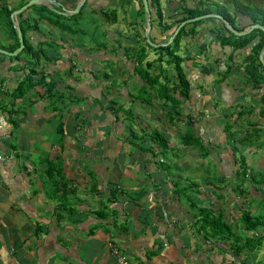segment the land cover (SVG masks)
Segmentation results:
<instances>
[{
    "label": "crops",
    "instance_id": "1",
    "mask_svg": "<svg viewBox=\"0 0 264 264\" xmlns=\"http://www.w3.org/2000/svg\"><path fill=\"white\" fill-rule=\"evenodd\" d=\"M4 1L11 8L22 0ZM80 1L51 0L33 3L44 9L23 10L26 23L36 22L33 30L21 25L23 36L43 58L34 80L54 82L50 91L41 81L11 97L35 59L0 53V264H121L108 243L125 264H236L229 241L198 227V209L220 214L240 241L251 232L241 229L239 214L264 217L263 90L242 67L258 35L233 48L220 43L218 36L228 34L219 24L195 25L177 51L190 84L188 97L181 100L170 91V101L141 77L137 54L130 52L144 36L145 22L132 20L134 14L141 17V1L83 0L79 18L99 20V29L60 30L53 10H72ZM198 1L158 0L166 22L181 6ZM202 1L211 8L223 4L233 15L232 0ZM236 1L264 10V0ZM108 7L123 13L110 25L100 15ZM148 9L151 18L154 9ZM235 14L237 31L252 29L246 15ZM9 20L18 24L16 14ZM8 26L0 14L5 51L13 43ZM154 27L152 22L149 42L166 43L171 29ZM144 52L143 62L155 58L145 46ZM166 67L155 62L150 71L171 85L175 73L169 63ZM187 136L196 143H184ZM241 160L252 171L240 175ZM200 161L213 164L216 174L197 171ZM257 234V250H242L248 264H264V233Z\"/></svg>",
    "mask_w": 264,
    "mask_h": 264
},
{
    "label": "trees",
    "instance_id": "2",
    "mask_svg": "<svg viewBox=\"0 0 264 264\" xmlns=\"http://www.w3.org/2000/svg\"><path fill=\"white\" fill-rule=\"evenodd\" d=\"M27 0H22L19 2L16 6L7 8L5 1L1 0L0 5V14L4 16L7 19L8 22V32L10 33V37L13 40L12 45L6 46L5 48L8 49V51L14 50L18 46V39L16 36V32L11 25V22L9 20V13L15 9L18 8L20 5H22ZM233 5V15H230L227 8L223 4H216L214 8H211L205 1L199 0L197 3H195L192 7H187L185 5L181 6L179 9H177V16L170 22H166V24H163L164 30H169L170 36L174 30V28L183 20L193 18L195 16L208 14L212 12H216L217 14L221 15L235 30H240L239 27L235 26L234 20L236 15L235 13H241L242 15H246L248 19L250 20V25L253 24H259L264 28V10L260 9L259 7L255 5H243L236 0H232ZM36 4H32L29 6V8L35 7ZM147 5H150L154 9V15L158 23L161 22V19L164 18L162 16V13L160 11V6L158 0H147ZM38 9H44L45 7L43 5H36ZM24 12V11H23ZM23 12L16 14V19L18 21V27L21 31L22 39H23V47L19 52H17L15 55L10 56L13 58H17L20 56V54L26 53L28 57H34L35 61H31V64L28 65L27 72L20 81L16 88L11 92V97H21L24 93V90L35 82H41L43 83V78H39L37 80H34V76L36 75V71L34 69L35 65L38 63V53L40 52L39 49L33 50L32 46L28 43L26 38L23 36V29L22 24L26 23L27 18L26 16H23ZM143 13V9L141 8V12ZM56 19H54L53 23L56 24L60 30L66 31H79L82 30L81 27H76L78 22L77 19L79 16H81V10L79 9L76 13H72L69 15H62V14H53ZM100 15L103 17L104 21L108 24H113L116 22V14L114 11V8L108 7L103 8L100 10ZM43 17V16H39ZM214 18V17H213ZM73 19L72 25L64 22V20ZM208 19H211L209 16L189 21L184 23L177 32L173 35L171 40L165 44V45H148L146 42L145 44L148 45L149 49H151L157 57L153 60L144 61V58L146 56V53L144 52V46L140 44L136 58V65L135 68L137 72L141 75V77L148 82L150 85H154L156 89V93L159 96H165L166 99L173 101V97L171 96V93H168L170 91H175L179 98L181 100H184L188 97V93L190 90V84L188 79L186 78V75L180 66V62H182L183 58H181L177 51L179 50L178 42L180 40V37L182 35H188L194 33V26L207 21ZM143 18L140 20L143 23ZM154 20V17L150 18L149 15V22L150 25L152 24V21ZM49 21V20H48ZM70 21V20H69ZM220 22V21H218ZM35 20H31V23L27 22V27L31 28L32 30L36 28ZM190 25L186 28L187 25ZM220 27L225 30L228 35L226 36H218V39L220 40V43L222 44H228L229 42L232 43L233 48H240L244 45H246L248 42H250L255 35H258L257 41L252 44L249 53L244 57L243 62V70L246 74L247 78L252 82L253 86L255 87H261V101L264 102V66L260 63L258 59V53L261 50L263 44H264V31L258 28H252L247 33L243 35L235 36L233 35L221 22ZM74 26V28H73ZM167 36V37H168ZM229 37L232 38V41H229ZM144 36H141L139 39L140 41L144 42ZM166 41V40H164ZM38 50V51H37ZM167 56L168 59L166 60L167 63H171V65L174 68V71L176 73V82L172 83L171 85L161 83L158 81L157 77L153 75L149 70L151 65H153L155 62L160 61L162 59V56ZM142 63V64H141ZM229 69V66L226 67L225 71ZM47 85L48 91H50V88H53L54 82L48 81L46 83H43ZM179 99V101H180ZM177 102V101H176ZM195 138H190L187 136V138L184 140V143L186 144H195L196 143ZM244 164L243 160L240 161V165ZM240 170V169H239ZM245 171L242 169L240 170V175L244 174ZM264 178V177H263ZM199 219H198V227L204 232V235H208L210 237L217 238L218 240L223 241H229V249L230 254L232 257V261L236 262V264H248V259L246 256L244 258L240 257V252L242 250H246L248 254H252L260 245L261 242V236H257L258 231H261L264 233V217L261 215H252L249 211H242L239 214V217L237 219V222L239 223V226L243 231L251 232L250 236H244L243 239L240 241L237 237V231L234 229V225L230 224L228 221L223 219V217L218 213H213L212 210L209 207L203 206L198 209Z\"/></svg>",
    "mask_w": 264,
    "mask_h": 264
},
{
    "label": "rangeland",
    "instance_id": "3",
    "mask_svg": "<svg viewBox=\"0 0 264 264\" xmlns=\"http://www.w3.org/2000/svg\"><path fill=\"white\" fill-rule=\"evenodd\" d=\"M162 4H163V2H162ZM32 5V4H31ZM121 5L125 8V9H127L126 8V2L125 1H123L122 3H121ZM53 11H55V10H53ZM114 11H116L115 9H114ZM115 14L118 16V18H121V16H123V13H122V11L120 10V9H118V11L117 12H115ZM211 14H213V13H211ZM131 15H133V13L131 14ZM139 15H137V14H134L133 15V18H132V20H137L138 21V19L140 18H143L144 20H143V22H145V13H144V11H143V13H141V17L139 16ZM152 17H154V21H152L153 22V24H154V28L157 30V32H159V31H162V30H164V26H163V24H166V21H167V18H162L161 19V22L160 23H158L157 22V20H156V18H155V15H153ZM166 17V16H165ZM211 19H208V21H210L211 23H213L215 26H217V28H218V24H219V26H221L220 25V22H218L219 20L218 19H216V18H213L212 16H209ZM70 20V21H69ZM69 20H64V22H66V23H68V24H70V25H72V23L71 22H73V19H69ZM186 20V19H185ZM136 21V22H137ZM170 21H172V19L170 20ZM77 22H78V25H80V27L81 28H85V26H92V27H97L98 29H99V20H97V19H95V20H92V19H90V18H87V17H85V16H82L81 18H79V19H77ZM133 22V21H132ZM135 22V23H136ZM134 23V22H133ZM180 24V23H179ZM178 24V25H179ZM110 25V24H109ZM135 25V24H134ZM177 25V26H178ZM113 27H114V25H112ZM163 26V27H162ZM190 25L188 24L187 26H186V28L187 27H189ZM206 26V25H205ZM194 27H196V26H194ZM130 28H133L132 26H130ZM134 28H135V26H134ZM176 28V27H175ZM174 28V29H175ZM127 31V30H126ZM165 31H167V30H164L163 32H165ZM174 31V30H173ZM225 31V30H224ZM195 32V31H194ZM173 33V32H172ZM65 34V33H64ZM131 35L132 37V39L135 37V35H134V32H133V30L131 31V29H129V31H128V35ZM228 34V33H227ZM1 35H3L4 36V34H2V30H0V36ZM172 35V34H171ZM171 35L169 36V39H170V37H171ZM184 37H185V35H182V37H180V40H179V42H178V46H179V49H183V47H184V43H185V39H184ZM100 38L102 39V37L100 36ZM148 39H149V36H148ZM145 42L148 44V45H150V43L146 40V39H144V42H142V46H145V48L147 47V48H149L148 47V45L147 44H145ZM191 42H193V40L192 39H189V43H191ZM4 44V43H3ZM139 44H141V43H139ZM158 44V43H157ZM139 46V45H138ZM138 46L134 49V45H133V49H131L130 50V52H132V54L134 55V54H136V51H134V50H138L139 48H138ZM151 50V49H150ZM39 54V53H38ZM20 55H22V54H20ZM40 59H38V60H41V59H43V58H41V55L39 54V56H38ZM157 57V55L155 54V58ZM168 59V57L167 56H162V59H161V61H157V62H159V63H161L162 64V67H164L165 68V70L167 69V67H166V64H167V62H166V60ZM35 61V60H34ZM183 61V60H182ZM260 61V60H259ZM260 63L264 66V63H262L261 61H260ZM227 64H229V61H228V63ZM182 65H184V63L183 62H180V66L182 67ZM170 71H171V73H175L174 72V68H173V66H171V63H170ZM182 69H183V67H182ZM222 69V68H221ZM225 69V68H224ZM208 70H212V72H214V69H213V67H209V68H206V71L208 72ZM223 70V69H222ZM220 71L217 75H222V73H223V71ZM150 71V70H149ZM151 72V71H150ZM216 73V72H215ZM175 76H176V73H175ZM237 168L238 169H240V170H245V171H247V169L248 170H251L252 171V169H253V167H251L250 165H247V164H242V165H237ZM187 169H190V170H193V168H187ZM197 171H199L201 174H203V175H205L207 172L210 174V175H215L216 174V168H215V166L213 165V164H211L209 161H208V163H206V162H204V161H200L199 162V164L197 165ZM262 173H264V170L262 171ZM252 174V173H251ZM253 175V174H252ZM257 250V249H256ZM255 253H257L258 254V256H259V251H257V252H255ZM244 255H245V252L244 251H242V254H241V257H243L244 258ZM254 262V261H253ZM253 262H252V264H253Z\"/></svg>",
    "mask_w": 264,
    "mask_h": 264
},
{
    "label": "water",
    "instance_id": "4",
    "mask_svg": "<svg viewBox=\"0 0 264 264\" xmlns=\"http://www.w3.org/2000/svg\"><path fill=\"white\" fill-rule=\"evenodd\" d=\"M82 1L83 0H81L72 10H60V11L55 10V11L60 13V14H62V15H68V14H71V13H75L77 11V9L79 8L80 4L82 3ZM140 1H141V4H142V7H143V11L145 13V31H144V36H145V39L149 42V39H148V31H149V28H150L149 9H148V5H147V0H140ZM45 2H47V4H51L52 3L51 0H27L19 8L11 11L9 16L13 17L15 14L23 12V10L26 7H28L29 5H31L33 3L46 4ZM207 16H212V17L218 19L234 35H242V34H244L246 32L245 30H241V31L235 30L221 15H218V14H203V15L195 16L193 18H189V19L181 21L180 24L178 26H176V28L174 29V31H173V33H172V35H171V37H170V39L168 41L171 40L173 35L177 32V30L184 23L189 22V21H193V20H197V19H201V18H204V17H207ZM13 28H14V30L16 32V36H17V39H18V46L12 51H5L3 49H0V53H4V54L12 56V55H15L17 52H19L21 50V48L23 47V39H22L21 31H20L18 25L14 24ZM251 28H258V29H261L262 31H264V28L261 25H259V24H253V25H251ZM149 43L151 45H153V46L154 45H165L166 44V43L152 44L151 42H149ZM263 52H264V44H263V47L260 50L259 55H258V58H259V60L262 63H263V59H262V53Z\"/></svg>",
    "mask_w": 264,
    "mask_h": 264
},
{
    "label": "built area",
    "instance_id": "5",
    "mask_svg": "<svg viewBox=\"0 0 264 264\" xmlns=\"http://www.w3.org/2000/svg\"><path fill=\"white\" fill-rule=\"evenodd\" d=\"M108 248L110 250V253L116 258L117 262L121 264H125L124 260L118 255L117 249L114 245H112L111 243H108Z\"/></svg>",
    "mask_w": 264,
    "mask_h": 264
}]
</instances>
